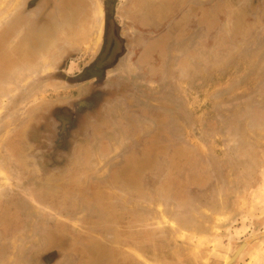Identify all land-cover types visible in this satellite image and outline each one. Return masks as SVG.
I'll use <instances>...</instances> for the list:
<instances>
[{"label":"rangeland","instance_id":"374dc122","mask_svg":"<svg viewBox=\"0 0 264 264\" xmlns=\"http://www.w3.org/2000/svg\"><path fill=\"white\" fill-rule=\"evenodd\" d=\"M103 2L44 32L40 1L0 0V198H19L0 215V264H229L243 243L230 264H264V0H118L111 75L130 93L54 183L23 182V131L80 93L52 75L95 59Z\"/></svg>","mask_w":264,"mask_h":264},{"label":"flooded vegetation","instance_id":"af4514ba","mask_svg":"<svg viewBox=\"0 0 264 264\" xmlns=\"http://www.w3.org/2000/svg\"><path fill=\"white\" fill-rule=\"evenodd\" d=\"M38 1L40 3L31 5L29 10L35 9L38 12L34 17L41 22L44 32H47L49 22L54 24V28L57 26V29L68 28L70 31L69 29L75 28L78 20L77 6L85 0ZM117 1L103 2L104 24L101 31V46L95 59L75 76L63 75L66 66L64 62L52 75V80L57 84L81 87L80 93L41 107L24 129L23 138L31 158L29 164L33 167L32 175L27 174L23 177L24 183H54V178L71 166L70 159L75 145L80 136L87 133L90 124L106 112L112 103L124 100L130 93L131 87L125 84L123 78L111 75L126 54L128 38L123 35L122 25L116 23ZM64 59L62 58V61ZM5 198V196L0 198V210L3 209L0 215L3 221L7 219L4 209L11 203H17L19 199L14 196L6 202Z\"/></svg>","mask_w":264,"mask_h":264},{"label":"water","instance_id":"95a60500","mask_svg":"<svg viewBox=\"0 0 264 264\" xmlns=\"http://www.w3.org/2000/svg\"><path fill=\"white\" fill-rule=\"evenodd\" d=\"M245 245H246V244L243 243V244L240 246V248L236 251L234 257L230 260V263H232V262L235 260V258L241 253V251L244 249ZM230 263H229V264H230Z\"/></svg>","mask_w":264,"mask_h":264}]
</instances>
